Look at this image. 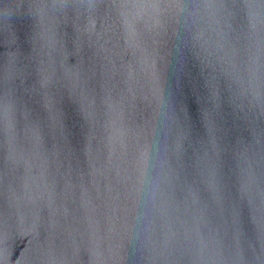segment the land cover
Returning <instances> with one entry per match:
<instances>
[{
	"label": "water",
	"instance_id": "95a60500",
	"mask_svg": "<svg viewBox=\"0 0 264 264\" xmlns=\"http://www.w3.org/2000/svg\"><path fill=\"white\" fill-rule=\"evenodd\" d=\"M0 264H264V0H0Z\"/></svg>",
	"mask_w": 264,
	"mask_h": 264
}]
</instances>
